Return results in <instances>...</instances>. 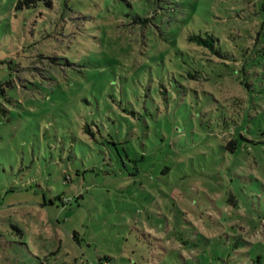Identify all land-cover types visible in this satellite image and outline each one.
<instances>
[{"label":"rangeland","instance_id":"obj_1","mask_svg":"<svg viewBox=\"0 0 264 264\" xmlns=\"http://www.w3.org/2000/svg\"><path fill=\"white\" fill-rule=\"evenodd\" d=\"M263 22L264 0H0V264H264ZM203 31L223 62H193Z\"/></svg>","mask_w":264,"mask_h":264},{"label":"trees","instance_id":"obj_2","mask_svg":"<svg viewBox=\"0 0 264 264\" xmlns=\"http://www.w3.org/2000/svg\"><path fill=\"white\" fill-rule=\"evenodd\" d=\"M29 2H31V0H26L27 5H29ZM20 4H18V8H21L22 3L19 2ZM255 12V11H254ZM255 19V18H254ZM251 26H253L255 23L254 21H250L249 22ZM264 25L261 23V27L258 28L257 30L254 31V29H252L250 31V33L255 34V35H251L247 40H245L244 43V47L246 50V55H250L251 53L255 52V51H259V47L260 45V36L263 34V31L261 32V29ZM257 24L254 26L256 27ZM224 35V34H223ZM222 35V36H223ZM221 36V37H222ZM221 37L215 33V32H211V31H203L200 33H194L190 36H188V38L185 40V48H187L188 53H190L192 55V58L194 59V61H196L199 64H203L202 60H207L208 63L210 62H214L219 63V62H223V60L221 59H214L213 57L210 58L211 56H218V57H224L226 58L227 54L224 52V49L222 47V43H221ZM244 56V55H243ZM254 59L256 60L258 58V55L253 56ZM198 59V60H197ZM234 63H238V59H233L232 60ZM244 61V59H243ZM199 73L196 71L195 73L190 74L191 77L194 78H199ZM237 85H234V88H237ZM239 97V95H235V98L237 99ZM239 102H242L241 99L235 100L234 103H236L237 105H240ZM256 138H249L243 134H241V140L244 141L243 143H247L248 145H257L259 144V136L256 134L255 136ZM242 141H229L227 144V147L229 149L236 150L239 146L241 147V144L243 146ZM240 142V143H239ZM251 147V146H249ZM242 148V147H241ZM239 242V241H238ZM244 242H247L246 240H244ZM238 245V243H237ZM258 261H259V255H258ZM100 264H111V262L109 261V259H100ZM254 264V263H253Z\"/></svg>","mask_w":264,"mask_h":264}]
</instances>
